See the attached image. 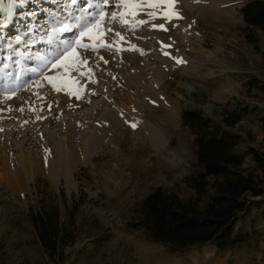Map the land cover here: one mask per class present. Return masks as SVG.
<instances>
[{"label":"rangeland","instance_id":"obj_1","mask_svg":"<svg viewBox=\"0 0 264 264\" xmlns=\"http://www.w3.org/2000/svg\"><path fill=\"white\" fill-rule=\"evenodd\" d=\"M204 1L27 0L11 21L0 10V264H264V192L246 193L226 249H174L133 225L159 187L196 198L189 178L203 165L184 110L224 127L228 113L245 112L243 126L225 128L246 155L238 169L264 190L251 152L264 165L251 133L264 132V30L243 18L250 0ZM49 77L68 87L56 91ZM41 232L56 243L46 247Z\"/></svg>","mask_w":264,"mask_h":264},{"label":"trees","instance_id":"obj_2","mask_svg":"<svg viewBox=\"0 0 264 264\" xmlns=\"http://www.w3.org/2000/svg\"><path fill=\"white\" fill-rule=\"evenodd\" d=\"M248 25L264 30V1L250 0L241 7ZM245 112H230L223 122L225 127L236 126ZM183 123L189 125L196 135L197 154L203 169L193 174L190 184L196 190V198L183 199L176 192L161 187L152 191L143 201L140 214L133 221L135 227L144 228L151 239L169 244L174 249L202 245L216 240L220 249L233 247L237 239L229 229L240 213L249 208L246 193L261 195L253 175L238 169L246 159L245 154L234 152V135L222 124L194 109L184 110ZM256 156L258 167L263 169L261 158ZM230 167L235 169L232 171ZM214 177V194L204 201L203 195ZM46 247L55 244V237L41 232ZM55 247V246H54Z\"/></svg>","mask_w":264,"mask_h":264},{"label":"snow or ice","instance_id":"obj_3","mask_svg":"<svg viewBox=\"0 0 264 264\" xmlns=\"http://www.w3.org/2000/svg\"><path fill=\"white\" fill-rule=\"evenodd\" d=\"M10 2L13 3V4H15V3L24 4V3L27 2V0H10ZM71 2H72V3H77V0H71ZM175 2H176V0H170L169 7H171ZM122 3L125 5V7H129L130 4H131V0H122ZM155 6H156L155 4H149V5H148V7H155ZM131 7H139V5L131 4ZM0 10H3V0H0ZM117 15H120L121 17H124V16L128 15V13H127V12H126V13H120V14L113 13V14H112V18H113V19H116V18H117ZM131 15H136V13H135V12H132ZM150 15H153V16H154L155 13H151ZM165 15L170 19L172 15H177V16H178L179 13H178V12H173V13H166ZM180 18H182V17H180ZM100 19H101V20L104 19L103 14H101ZM123 22H124L125 24H127L129 21H128L127 19H124ZM140 23L143 24V23H145V21L141 20ZM154 27H155V25H154ZM159 27L162 28V29H164V25H163V24L159 25ZM69 30H70V28H69V26H67V25H65V26H63V27H61V28L59 29V31H61V32L69 31ZM164 30L166 31L167 29H164ZM84 35H85V32H81L80 36L83 37ZM117 35H119V34H117ZM75 43H76V44H79V43H80V40L78 39ZM99 46H100V47H108V45H106V44H100ZM170 46H171V45H166V47H170ZM82 47H84V48H88V47H90V45L84 44V45H82ZM67 51H68V50H65V52H62V53L60 54V56L57 57V60H54V61H53V63H52V67H57V66H59V65L57 64V61H59V60H61L62 58L66 57V55H67ZM165 54H168V53H165ZM101 59H102V58H101ZM82 63H86V61H82ZM105 63H107V61H105ZM178 63H186V61H184L182 58H179V59H178ZM62 66L65 67V69L67 70L68 65H67L66 63L63 64ZM90 71H91V70L89 69V72H90ZM81 74L83 75L84 73H81ZM54 80H55L54 77H49V78H48V81H49L50 83H53V86L55 87V90H56V91L59 92V91H62V90H63V87H68L67 84H65L63 87H61V86H56V84L54 83ZM70 94H71V95H75V96H77V98H80V93H79V91H70ZM131 126H132V127H136L137 125H136V123H132Z\"/></svg>","mask_w":264,"mask_h":264},{"label":"bare ground","instance_id":"obj_4","mask_svg":"<svg viewBox=\"0 0 264 264\" xmlns=\"http://www.w3.org/2000/svg\"><path fill=\"white\" fill-rule=\"evenodd\" d=\"M29 1H31V0H29ZM200 2H201V4L200 5H204L205 4V1L204 0H200ZM12 4L13 3H10V2H5V3H3V10H5L6 12H7V17H8V20L7 21H11L12 19H13V17H14V15L16 14V12H17V10H20L18 7H16V6H22V7H24L26 4H27V2L26 3H24V4H20V3H18V4H16L14 7L12 6ZM199 4V3H198ZM139 17V16H138ZM127 19V18H126ZM140 19V18H139ZM41 20H43L42 19V17L40 18V21ZM131 20V19H130ZM6 21V22H7ZM134 21H137V20H134ZM6 22H4L3 23V26H6ZM26 22V21H25ZM134 23V22H133ZM21 24H24L23 22L21 23ZM39 25H41V24H39ZM45 25V24H44ZM43 26V25H42ZM62 26L61 25H59L58 27H56V28H61ZM32 28V27H31ZM71 30V29H70ZM70 31H64V32H61V35L62 34H67V33H69ZM55 32H53V34H54ZM146 125V124H145ZM148 126H150V125H148ZM149 130V129H148ZM147 130V131H148ZM151 133V135L153 136V138L155 139V140H160V138H161V136H160V134H159V132L156 130V129H154V128H150V131H148V133Z\"/></svg>","mask_w":264,"mask_h":264},{"label":"crops","instance_id":"obj_5","mask_svg":"<svg viewBox=\"0 0 264 264\" xmlns=\"http://www.w3.org/2000/svg\"><path fill=\"white\" fill-rule=\"evenodd\" d=\"M243 124V119H241L239 122H238V124L236 125V127H238V126H243L242 125ZM253 127V126H252ZM252 129H254V128H252ZM255 129H259L260 130V128H259V126H257V128H255ZM252 130V132L251 133H253V134H255V136H253L256 140H257V143H264V132L261 130V131H259L258 132V130ZM261 141V142H260ZM254 147V146H253ZM255 148V147H254Z\"/></svg>","mask_w":264,"mask_h":264}]
</instances>
